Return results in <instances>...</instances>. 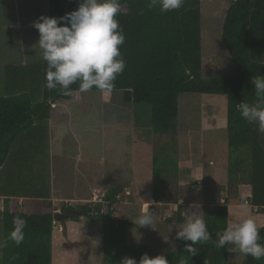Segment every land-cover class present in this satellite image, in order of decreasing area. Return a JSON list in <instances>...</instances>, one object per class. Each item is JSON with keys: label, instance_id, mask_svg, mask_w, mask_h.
Instances as JSON below:
<instances>
[{"label": "trees", "instance_id": "trees-1", "mask_svg": "<svg viewBox=\"0 0 264 264\" xmlns=\"http://www.w3.org/2000/svg\"><path fill=\"white\" fill-rule=\"evenodd\" d=\"M201 1L185 0L181 9L162 14L159 8L148 7L149 0H119L122 11L117 18L125 34L120 49L126 68L109 90L123 91L125 102L151 105L152 129L157 134L173 135L174 153L178 148L180 95H225L229 184L246 181L251 189L247 202L264 214V136L238 111L240 103L255 102L251 78L264 75V0H231L228 5L222 39L236 70L227 77L202 75ZM78 4L79 0H49L48 16H63L77 9ZM46 69L42 57L20 65L6 64L4 78L0 67V85L3 79L5 88L4 94L0 92V196L5 197L0 210V241L13 230L14 219L27 223L21 245L9 241L7 247L0 249V264H53L56 208L50 191V118L54 104L71 100L79 86L71 85L70 96L62 95L58 89H47ZM162 158L156 154L153 157L156 200L164 193L157 187L164 170L160 165ZM164 164L172 165L168 161ZM124 187L125 183H120L109 189L97 210L95 203L82 204L78 214L73 213L74 206L62 207V212L70 213L68 219L85 217L103 223L104 264H121L124 257H134L139 262L142 257L141 250L136 252L138 248L129 246L131 222L114 217L117 196ZM15 197H24L25 211L14 207ZM201 209L210 240L199 245V253L191 256L185 251V242L178 239L176 249L165 254L168 264H264V259L216 247V233L229 224L228 202L203 205ZM185 219L179 205L166 221L183 223ZM259 234L264 243V225Z\"/></svg>", "mask_w": 264, "mask_h": 264}, {"label": "rangeland", "instance_id": "rangeland-1", "mask_svg": "<svg viewBox=\"0 0 264 264\" xmlns=\"http://www.w3.org/2000/svg\"><path fill=\"white\" fill-rule=\"evenodd\" d=\"M230 1H201L204 77H227L236 70V65L222 39L223 9ZM4 3L6 8L3 23L11 22L12 16L16 19L17 12L21 14L22 21L33 15L37 16V20L42 14L47 16L49 14V0H4ZM1 37L2 78L6 64L20 65L41 59L39 36L33 41L29 26H18L13 35L4 28ZM4 89V81L1 79V94H4ZM179 102L178 148L175 153L173 135L157 134L153 131L151 105L125 102L121 90H89L83 93L77 91L73 93L71 100L55 103L54 106L57 104L58 108L54 109L50 121V151L53 169L59 180L56 182L57 191L78 197L74 198L75 200L57 198L58 200H55L57 208L62 209L68 204L81 211L82 204L92 205L95 195L105 196L112 187L133 179L131 175L135 164L139 169L137 174H143L146 168L149 172V180L143 179L141 187L143 192L153 183V157L156 154L163 157L160 165L164 170L157 187L164 192L160 196L164 204H156L154 184L150 188L151 191L147 189L148 192L139 200L128 198L129 193L126 191L131 193L133 188L126 184L122 202L133 200L137 204L120 203L115 206V217L128 220H131L130 218L135 220L144 207H148L149 210L153 208L155 229L151 227L150 229L154 230L155 235L152 236L151 231L148 235V232L143 230L144 227L133 224L129 237L132 246L140 245L147 239L149 240L146 242L153 240L156 256L164 255L166 250L176 249L178 240L176 231L184 222L166 220L177 211L179 205L187 217L196 212L203 218L202 205L228 202L229 223L251 217L260 227L263 226L262 220L258 222L257 219L258 214L262 212L255 210V213V208L247 203L250 185L240 180L239 189H235L229 184L228 132L227 128H222L226 123L227 97L220 94L184 93L180 95ZM214 120L220 124L218 129L213 125ZM167 161L172 165L169 167L165 165ZM218 166L221 167L220 174L216 173ZM195 173L204 176L201 190L198 189L200 180H196ZM14 207L16 208L15 204ZM128 212H131L132 216L128 215ZM63 221L55 222L62 224L61 232L65 235L68 223L66 219ZM79 223L81 264H103L105 244L103 223L85 217H82ZM1 236L0 219V239ZM56 244L55 257L58 260L64 244L58 241ZM139 251L140 249L136 250Z\"/></svg>", "mask_w": 264, "mask_h": 264}, {"label": "clouds", "instance_id": "clouds-1", "mask_svg": "<svg viewBox=\"0 0 264 264\" xmlns=\"http://www.w3.org/2000/svg\"><path fill=\"white\" fill-rule=\"evenodd\" d=\"M184 2L149 0L148 7L159 8L163 14L181 9ZM121 11L119 0H79L78 8L63 16L42 14L32 22L39 33L42 59L47 64V89H58L62 95L70 96L73 91L71 85L76 83L82 93L93 88L109 90L114 87L117 77L126 68L120 49L125 42V34L117 18ZM251 83L255 89V102L240 103L238 111L264 136V75L253 76ZM130 219L138 227L155 229V217L148 207H144L135 220ZM13 224L8 237L0 241V249L7 247L9 241L16 246L24 241L26 221L14 219ZM259 233L260 225L254 218L247 217L229 223L224 231L216 233V247L261 260L264 259V243L260 242ZM176 238L184 241L186 253L194 256L200 251L199 245L210 240L211 234L204 219L193 212L177 229ZM121 264H168V260L162 254L153 257L145 253L139 262L134 257H124Z\"/></svg>", "mask_w": 264, "mask_h": 264}, {"label": "crops", "instance_id": "crops-1", "mask_svg": "<svg viewBox=\"0 0 264 264\" xmlns=\"http://www.w3.org/2000/svg\"><path fill=\"white\" fill-rule=\"evenodd\" d=\"M5 8H6V6H5V3H4V0H0V43H1V40H2V37L1 36H2V33H3L4 28H7V31L11 35H13L14 31L18 28V26H21L22 27L23 25H26L27 27L28 26L30 27V31L33 34V41L36 38H38L39 33L32 26V22L35 21L36 18H37L36 15H33L31 17H28L26 19V21H28V22H26V21H22L21 14H19V12H17V18L16 19H15L14 16H12L11 17V22H9V23L4 22L3 23V17L5 15ZM227 8H228V6L227 7L225 6V8L223 9L224 10V12H223L224 17H225ZM26 47H28V43L26 44ZM0 57H1V51H0ZM57 104H56L55 109L58 108V105ZM53 113H54V111H53ZM51 118H50V121H51ZM213 125H214V127L216 129H218L220 124L217 121L214 120ZM223 127L227 128V124L224 123V126H222V128ZM50 138H51V131H50ZM133 167L134 168H133V172H132V175H131L132 176L131 178H133V179H131L130 181H124L123 184L125 183V185L127 184V185H129L130 187L133 188V190L131 191V193L128 192V191H126L127 193H129V197L128 198L129 199H138L139 200V198L142 197V195H144L145 192H148V191L150 192L151 191L150 188L153 187V183L151 184V187L147 188L148 191H147V189H145L142 192L141 191V187L143 185V179L144 180H149V172H148V170L146 168L145 172L143 174L139 175V174H137V171L139 170L137 168V165L135 164ZM53 168H54V165H53V161H52V151H50V178H51V181H50L51 190L50 191H51V198H52V200L53 201H55V200L57 201L58 200L57 198H59V197L60 198H65V200H67V199L75 200L74 198L78 199L77 195L68 196V195H65L62 192L57 191V183L56 182H59V180H58L57 175L55 174ZM220 169H221L220 166H218V168H216V173L217 174H220ZM195 175L197 177L196 180H200L198 182L199 185H197V186H198V189L201 190L203 188L202 179H204V176L201 173H195ZM232 185H233V187L235 189H239V187H240V180L235 181ZM129 186H127V187H129ZM125 188H126V186L123 189L124 191H125ZM250 191H251V189H250ZM123 194H124L123 191L118 194L117 198H118L119 202L117 204L125 203V202H122V195ZM248 195H250V193H248ZM199 199L200 198H198V201H199ZM4 200H5V197L4 196H1L0 210H2V207L4 205ZM56 201L54 202L55 203L54 206L56 208L55 211H59L60 208H57V204H56L57 202ZM131 202L136 203V201L129 200L124 205L131 204ZM16 203H17V205H16ZM144 203H146V202H144ZM13 204H15L16 207H22V208H24L23 211H25V209H26L25 208L26 202H25L24 197H15L14 198V201H13ZM156 204L163 205L164 202L162 201V199H159V200H157ZM210 204H215V203H208L207 205H210ZM216 204H220V202H216ZM98 206L99 205H94V209L95 210L99 209L100 206L99 207ZM255 210H257V209H254V211ZM149 211L150 212H153V208H151ZM131 212H132V208H131ZM131 212H128V215H131ZM255 213H256V211H255ZM183 214H185V216H186V212L185 211L183 212ZM114 217H115V214H114ZM116 219H126V220H128L127 218H116ZM257 219L259 220L258 222H260V219H261L262 222H263L262 224H264V214L263 213L258 214ZM66 221L68 223V228H67V233H65V235H63V233L61 232L62 231V224H57L56 222L54 223V229H53V264H81V258L79 257V255H80V250H79V245H80V239H79L80 223H79V221L80 220L66 219ZM128 221H130L132 225L134 224L133 221H131V220H128ZM132 225H130L128 227V242H129V246L132 243L131 242V239L129 238L130 237V233H131L130 227ZM143 230L146 231V232H148V235L150 234V231L152 233V236L155 235L154 232H153L154 230H151L150 227L145 226ZM66 234H68V239H66ZM147 240H149V239H147ZM57 241L58 242H61L62 244H64L62 246V248H63L62 255H61L60 259H58V260L55 257L56 245H57L56 242ZM146 241L145 242H142V244H140V245H136L135 244L136 246H133V248L140 249L142 256L145 253H147L149 256H153V257L156 256V253H155L156 246L154 245V241L153 240L148 241V242H146ZM104 251H105V244H104ZM167 251H169V250H166L165 251V254H166ZM165 254H164V256H165ZM102 259H103V264H104V258L102 257Z\"/></svg>", "mask_w": 264, "mask_h": 264}, {"label": "water", "instance_id": "water-1", "mask_svg": "<svg viewBox=\"0 0 264 264\" xmlns=\"http://www.w3.org/2000/svg\"><path fill=\"white\" fill-rule=\"evenodd\" d=\"M80 211L78 210H74L73 213L74 214H78ZM70 213H65V212H60V211H54V219L55 221H63L67 218H69Z\"/></svg>", "mask_w": 264, "mask_h": 264}, {"label": "built area", "instance_id": "built-area-1", "mask_svg": "<svg viewBox=\"0 0 264 264\" xmlns=\"http://www.w3.org/2000/svg\"><path fill=\"white\" fill-rule=\"evenodd\" d=\"M103 202H105V196L103 195H98L97 194V196L95 195L94 196V198H93V200H92V203H95V205L97 204V205H99V204H101V203H103ZM68 205V204H67ZM102 212H103V207H102ZM59 211H61V208H60V210Z\"/></svg>", "mask_w": 264, "mask_h": 264}]
</instances>
